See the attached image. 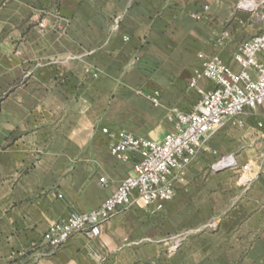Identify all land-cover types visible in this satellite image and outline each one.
<instances>
[{"label":"crops","instance_id":"obj_1","mask_svg":"<svg viewBox=\"0 0 264 264\" xmlns=\"http://www.w3.org/2000/svg\"><path fill=\"white\" fill-rule=\"evenodd\" d=\"M237 2L0 0V264H264V104L207 140L161 210L120 208L58 248L42 237L131 172L102 127L161 140L171 110L194 107L197 54L216 49L212 12ZM240 40L217 48L235 70L228 44ZM226 154L236 166L211 170Z\"/></svg>","mask_w":264,"mask_h":264},{"label":"built area","instance_id":"obj_2","mask_svg":"<svg viewBox=\"0 0 264 264\" xmlns=\"http://www.w3.org/2000/svg\"><path fill=\"white\" fill-rule=\"evenodd\" d=\"M247 2L254 4L251 9L257 7L254 1L239 0L238 8L248 9L242 8ZM198 58L200 65L187 86L198 99L191 110H178L170 117L175 127L161 140L137 137L125 130L100 129L108 139L109 152L122 161H130L132 170L97 208L70 211L50 223L42 236L48 246L58 248L83 231L94 236L98 226L120 208L139 205L161 210L174 196L177 176L206 150L207 140L227 122L264 104V26L242 41L233 53L237 70L218 55L199 53ZM201 80L209 84L201 85ZM152 102L158 103L157 92ZM236 164L234 156L226 154L211 165V170ZM99 182L107 186L104 177ZM176 247L177 244L171 246V250Z\"/></svg>","mask_w":264,"mask_h":264},{"label":"rangeland","instance_id":"obj_3","mask_svg":"<svg viewBox=\"0 0 264 264\" xmlns=\"http://www.w3.org/2000/svg\"><path fill=\"white\" fill-rule=\"evenodd\" d=\"M251 1H254L257 4L256 8L237 9L235 11L234 10H231V11L217 10V11L212 12L213 33H214V38H215L214 48L216 49L212 53L205 52L204 50H201L199 53H203L205 55L220 56V54L217 52V48L219 49L220 47L224 46L226 44V41L229 38H231L233 34L236 35L237 33H239L242 36V40H240V42L233 41L229 43L228 51L230 49L238 47L242 41L252 37L260 28H262L264 26V0H251ZM238 2L236 4V7H238ZM238 16L240 17L239 20H237ZM198 54H197V58H198ZM198 67H196L193 70L192 74ZM155 92L153 93V96ZM158 98H159V93H158ZM176 111H178V108H173L171 110L170 117L173 116ZM171 121H172V129H171L172 131L175 127V123H174V120H171ZM153 137L155 136L153 135ZM147 138L153 139L151 137H147ZM209 224L212 226V225H215V222L212 221Z\"/></svg>","mask_w":264,"mask_h":264},{"label":"bare ground","instance_id":"obj_4","mask_svg":"<svg viewBox=\"0 0 264 264\" xmlns=\"http://www.w3.org/2000/svg\"><path fill=\"white\" fill-rule=\"evenodd\" d=\"M254 4L253 3H243L242 4V8H248V9H251L252 7L251 6H253Z\"/></svg>","mask_w":264,"mask_h":264}]
</instances>
